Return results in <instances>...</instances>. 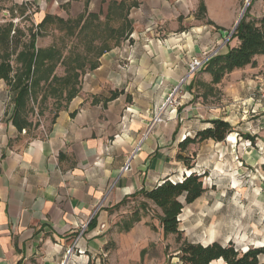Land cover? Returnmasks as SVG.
<instances>
[{"label": "crops", "instance_id": "obj_1", "mask_svg": "<svg viewBox=\"0 0 264 264\" xmlns=\"http://www.w3.org/2000/svg\"><path fill=\"white\" fill-rule=\"evenodd\" d=\"M105 1L109 5L111 0ZM138 1L140 6L129 15L130 42L111 45L95 60L98 67L83 76L79 94L48 129H17L11 119L14 94L0 80V264H67L70 248L77 252V261L103 251L115 212L109 210L167 178L177 181L185 175L183 168L186 175L197 173L206 149L212 148L213 153L225 142L191 143L195 167L188 172L180 165L178 156H188L181 144L212 127L214 120H224L233 128L237 140L231 134L227 137V152L238 170L244 155L254 153L253 148L248 150L252 139L242 137L250 128L249 111L259 115L254 133L264 144L260 138L264 102L258 94L264 84V55L256 57V67L233 71L219 84H212L213 77L205 69L195 74L165 123H153L165 99L186 78L192 58L212 49L225 54L238 45L237 39L228 43L226 37L238 20L237 1L222 3L221 16L207 6L206 19L199 15V2ZM75 3L0 0V8L11 5L13 18L15 13L21 18L31 15L38 25L48 15L72 19H65L57 9ZM86 3L88 12L84 8L83 14L101 16L90 9L91 0ZM260 152L264 154L262 147ZM128 162L131 168L124 171Z\"/></svg>", "mask_w": 264, "mask_h": 264}, {"label": "rangeland", "instance_id": "obj_2", "mask_svg": "<svg viewBox=\"0 0 264 264\" xmlns=\"http://www.w3.org/2000/svg\"><path fill=\"white\" fill-rule=\"evenodd\" d=\"M75 1L74 6L71 4H67L68 6L63 5L57 11L63 14L65 19H75L76 15L84 13L85 0ZM189 1L199 2L200 4V0ZM204 1L210 11L220 16L222 14V3L237 1L236 18L238 19L247 0ZM251 4L250 16L257 20L261 19L264 16V0H251ZM10 7L11 5L2 7L3 9L0 8V27L13 21L18 30L24 33L21 35L12 33L11 35V50L14 54L12 65L16 68L15 51H20L23 44L29 43V28L32 24L36 25L31 15L21 18L15 13L17 17L13 18L12 8ZM90 9L100 12L101 16L96 20L94 19L90 28L85 32L78 33L79 29H76V33L72 35L68 32V25L65 26L55 22L48 25L43 33H40L37 46L59 50L64 57V63L66 62V64L58 63L54 76L63 77L67 68V71H71L69 70L71 66L78 67L80 64L85 67L84 75H86L90 72L89 65L97 60L100 48L103 45L111 46L116 43L117 37L111 34L110 30L121 26L122 19L119 15H114L111 20L106 19L104 15L107 13L108 4L105 0H91ZM17 18L19 21L15 22ZM235 25L236 19L226 33L228 43L233 42L235 44L237 42L234 39L230 40ZM71 27L76 28L74 23ZM131 38L130 35L128 39H122L121 41L130 42ZM54 62L59 61L56 58ZM83 76L77 84L76 97L82 88ZM185 84H183L182 89H184ZM56 87H58V84H56ZM64 91L66 94L67 91ZM39 95L40 99L34 104L35 112L34 115H31L30 120L33 122V128L45 127V129H48L57 108V97L48 89L46 95L49 96V99L45 103H40L43 93L40 91ZM60 102L65 106V101L60 100ZM178 103L174 108L166 109L167 111L164 113L165 121L170 116L171 110L176 109ZM258 117L259 115L249 111L250 128L246 134H242V137L243 141L250 140L246 139V136L252 137V145L248 150L253 148L254 153L253 155H244L240 170L236 168L237 163L232 160V156L227 152L229 148L227 138L222 145H218L213 149V153L212 148L206 149L207 153L203 162H201L203 166L197 172V174L203 175L206 192L193 204L187 205L180 216V228L188 240L204 245H208L213 241H218L224 245L233 242L242 251H246L249 247L264 246V154H259L261 153L260 147L264 150V144L256 140V136L260 135L254 133ZM260 134L263 135L260 138L264 140V128L260 131ZM259 143L260 147L256 145ZM188 147L182 150L185 154H188L185 160L195 164L197 162L195 151L193 147ZM258 154L261 159L256 163L255 156L257 157ZM249 156H254V159ZM180 161V165L188 169L185 161ZM168 167L171 168V163ZM183 170V174L186 176L187 172L184 168ZM182 179L183 175L180 174L178 180ZM139 201L140 198L130 199L120 210L114 212L110 227L106 232L109 235L103 251L78 261L75 258L77 252L74 250L71 254L66 252L67 262L69 263L72 259L70 264H89V262L90 264H181L178 258V244L175 236H164L159 222L153 217V213H141V221L136 223L129 232L122 230V224L130 220L132 210L138 206ZM143 251L145 253H142Z\"/></svg>", "mask_w": 264, "mask_h": 264}, {"label": "trees", "instance_id": "obj_3", "mask_svg": "<svg viewBox=\"0 0 264 264\" xmlns=\"http://www.w3.org/2000/svg\"><path fill=\"white\" fill-rule=\"evenodd\" d=\"M253 2V1H252ZM138 0H111L108 5L107 20L113 19L114 15H119L122 24L119 28H112L110 33L117 38L115 46L121 44L122 39H128L133 33V25L129 19L133 8H138ZM252 4L248 7L244 17L238 24L230 40L237 39L238 45L229 49L225 54H218L211 59L205 71L213 77L212 84H219L226 75L233 71L243 69L247 66H257V56L264 55V16L261 19H254L250 16ZM86 13L88 12V3L85 4ZM82 14L75 19L63 20L51 15L34 26L29 28L30 41L23 44L20 51H15L17 67L12 65L13 50H11V35L24 34L18 30L17 26L10 21L0 27V80H3L14 96V111L12 114L13 124L21 132L33 126L31 115H34V104L39 101L45 103L49 96L46 95L48 89L57 97V108L54 113L53 121L58 117L59 112L76 97L77 84L84 75V66L70 67L66 70L63 77L54 76V71L58 63H64V57L59 50L55 48L45 49L37 46V40L40 33L50 24L58 22L62 25H68V32L74 35L76 29L78 33L85 32L90 28L93 20L99 16L93 13ZM199 15L201 18L207 17V6L204 0H200ZM92 20V21H91ZM72 23L76 28H72ZM208 24L215 26V23L208 20ZM112 48L110 45H103L98 53L99 59ZM57 58L59 62L55 63ZM98 67V62H92L89 70L93 71ZM58 84V87H56ZM67 93L65 94V91ZM115 93L114 96H117ZM60 100L65 101L63 106ZM42 113V111H40ZM39 112V113H40ZM212 127L201 130L194 139L187 138L182 144L181 149H185L191 143L203 142L212 139L216 142H223L228 136L234 135L230 123L217 119L211 122ZM235 140L236 136L234 135ZM252 139L251 136H246ZM236 142V141H235ZM180 160L185 161L187 168L191 171L195 166L190 161L185 160L182 155L178 156ZM194 158V157H193ZM206 192L203 182V175L190 173L182 180L172 181L169 178L163 180L152 190H140L125 198L119 204L114 206L111 213L120 210L130 199H138V206L132 210L131 218L122 224L123 231L129 232L136 223L141 221V213H153L163 230L165 237L173 235L178 244V258L181 264H264V246L249 247L246 251L237 248L233 242L224 245L214 241L208 245L196 243L188 240L180 228V216L187 205L193 204ZM95 218L92 220L94 222ZM91 222V223H92ZM142 253H145L143 251ZM90 264V262H89Z\"/></svg>", "mask_w": 264, "mask_h": 264}, {"label": "built area", "instance_id": "obj_4", "mask_svg": "<svg viewBox=\"0 0 264 264\" xmlns=\"http://www.w3.org/2000/svg\"><path fill=\"white\" fill-rule=\"evenodd\" d=\"M219 54L218 50L216 49H212L210 51L204 52L201 56L199 57H194L192 58V60L189 62L188 65V74L186 76V78H184L180 85L175 87L172 92L168 95V97L165 99L164 103L162 104V106L160 107L158 113L155 115L154 124H161L164 123V113L165 111H167V108H174L177 103H178V99L182 93V86L184 83H187V81L194 76L195 74H197L198 72H200L201 70L205 69L209 62L211 61L212 58H214L215 56H217ZM258 94H259V98L261 101L264 102V84L260 86V88L258 89ZM184 138H186V136H184ZM141 149V144L138 146L136 152H138ZM131 168L130 163L128 162L124 168V171H129ZM83 227H86V225H83ZM105 227V226H102ZM74 248H70L67 250L68 254H71L73 252Z\"/></svg>", "mask_w": 264, "mask_h": 264}, {"label": "water", "instance_id": "obj_5", "mask_svg": "<svg viewBox=\"0 0 264 264\" xmlns=\"http://www.w3.org/2000/svg\"><path fill=\"white\" fill-rule=\"evenodd\" d=\"M250 2H251V0H247V1H246V4H245V6H244V8H243V10H242V12H241V14H240L238 20H237V23H236V25H235V28H234V30H233V32H232L231 34L234 33V31L236 30L238 24L240 23V21H241L242 18L244 17V15H245V13H246V11H247L249 5H250ZM66 261H68V258L66 259Z\"/></svg>", "mask_w": 264, "mask_h": 264}, {"label": "bare ground", "instance_id": "obj_6", "mask_svg": "<svg viewBox=\"0 0 264 264\" xmlns=\"http://www.w3.org/2000/svg\"><path fill=\"white\" fill-rule=\"evenodd\" d=\"M190 175V174H189Z\"/></svg>", "mask_w": 264, "mask_h": 264}]
</instances>
